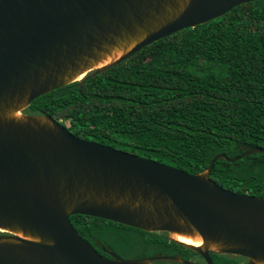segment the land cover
I'll return each mask as SVG.
<instances>
[{"label": "water", "instance_id": "water-1", "mask_svg": "<svg viewBox=\"0 0 264 264\" xmlns=\"http://www.w3.org/2000/svg\"><path fill=\"white\" fill-rule=\"evenodd\" d=\"M254 0H0V264H200L177 254L98 252L69 216L111 220L210 254L264 264V197L198 173L78 138L37 97L94 76L144 46ZM81 77V78H79ZM200 238L194 245L175 238ZM171 261V262H169Z\"/></svg>", "mask_w": 264, "mask_h": 264}, {"label": "trees", "instance_id": "trees-1", "mask_svg": "<svg viewBox=\"0 0 264 264\" xmlns=\"http://www.w3.org/2000/svg\"><path fill=\"white\" fill-rule=\"evenodd\" d=\"M24 111L46 113L78 138L190 174L216 154L264 148V0L160 38L94 76L35 98ZM210 178L227 190L264 197V153L220 158ZM69 219L107 257L104 248L123 258L188 259L193 252L158 232L82 214ZM210 257L216 264L242 258Z\"/></svg>", "mask_w": 264, "mask_h": 264}, {"label": "rangeland", "instance_id": "rangeland-1", "mask_svg": "<svg viewBox=\"0 0 264 264\" xmlns=\"http://www.w3.org/2000/svg\"><path fill=\"white\" fill-rule=\"evenodd\" d=\"M79 78H81V77H79ZM21 113L31 114V113L25 112L24 110L21 111ZM64 123L68 124V121H64ZM158 233L162 234V235H165L167 237L166 233H164V232H158ZM188 260H190L192 262H195V263H200V264L204 263L203 258L200 255L196 254L195 252H190L189 253ZM233 260L234 261H231L229 264H241V263L245 262L244 258L233 257ZM222 263L225 264L223 261H222Z\"/></svg>", "mask_w": 264, "mask_h": 264}, {"label": "bare ground", "instance_id": "bare-ground-1", "mask_svg": "<svg viewBox=\"0 0 264 264\" xmlns=\"http://www.w3.org/2000/svg\"><path fill=\"white\" fill-rule=\"evenodd\" d=\"M175 238L189 244H194V245H199L201 244V239L200 238H191V237H186V236H181V235H175Z\"/></svg>", "mask_w": 264, "mask_h": 264}, {"label": "flooded vegetation", "instance_id": "flooded-vegetation-1", "mask_svg": "<svg viewBox=\"0 0 264 264\" xmlns=\"http://www.w3.org/2000/svg\"><path fill=\"white\" fill-rule=\"evenodd\" d=\"M169 262H171V261H169Z\"/></svg>", "mask_w": 264, "mask_h": 264}]
</instances>
